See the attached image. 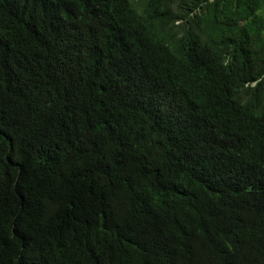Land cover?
Masks as SVG:
<instances>
[{"label":"trees","instance_id":"16d2710c","mask_svg":"<svg viewBox=\"0 0 264 264\" xmlns=\"http://www.w3.org/2000/svg\"><path fill=\"white\" fill-rule=\"evenodd\" d=\"M0 264H264V0H0Z\"/></svg>","mask_w":264,"mask_h":264}]
</instances>
